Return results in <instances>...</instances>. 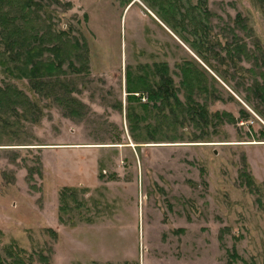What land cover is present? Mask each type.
Returning a JSON list of instances; mask_svg holds the SVG:
<instances>
[{
    "label": "rangeland",
    "instance_id": "rangeland-1",
    "mask_svg": "<svg viewBox=\"0 0 264 264\" xmlns=\"http://www.w3.org/2000/svg\"><path fill=\"white\" fill-rule=\"evenodd\" d=\"M31 1L33 25L50 40L67 33L63 54L75 40L82 59L40 94L0 46V255L264 264V104L250 91L264 73L259 0H170L172 11L166 0ZM234 42L261 53L230 59ZM184 63L201 73L190 98ZM163 66L179 104L148 100ZM189 99L204 118L187 114Z\"/></svg>",
    "mask_w": 264,
    "mask_h": 264
},
{
    "label": "trees",
    "instance_id": "trees-1",
    "mask_svg": "<svg viewBox=\"0 0 264 264\" xmlns=\"http://www.w3.org/2000/svg\"><path fill=\"white\" fill-rule=\"evenodd\" d=\"M167 1V7L173 10L170 0ZM170 1V2H169ZM259 3L264 8V0H259ZM31 0H0V46L3 47L7 62L13 67L9 69L12 74H16L19 79H25L29 82L31 89L37 93H43L45 89L52 86L55 75L61 71L65 62L72 66V60L82 59L78 50L80 49L78 42L73 40L71 47L75 49L67 55L63 54V49L67 48L70 41H66L68 34L59 32L52 40L49 38L48 31H39L33 25L31 10ZM35 5V4H34ZM239 23V15L236 17ZM236 21V22H237ZM166 23V21H165ZM35 24V22H34ZM168 24V23H166ZM243 30L244 28L241 27ZM48 35V36H47ZM234 38H236L234 36ZM234 47L227 48V56L234 59L238 54H244L245 59L255 60L259 52V48L254 45V50H249L247 54L240 49L234 42ZM261 53V50L260 52ZM258 53V54H259ZM4 55V56H5ZM2 57V54L0 55ZM0 60V65H5V60ZM253 61V60H252ZM8 70V69H7ZM163 74L160 78V84L148 85V100L154 105L159 102L161 105L169 104L168 100L172 98L176 104H179L176 89L173 87V81L168 76L166 66H163ZM181 76L180 87L186 91V97H193L194 90L200 93L203 88L200 87L199 77L201 73L197 71L191 63H184L178 66ZM10 74V73H9ZM261 83L255 81L251 88L253 97H256L259 102L264 104V73L260 72L259 76ZM128 94L132 91L128 89ZM8 97L5 90L0 89V111L5 106V98ZM14 100L21 104V98L18 93H14ZM188 113L193 116L204 118L206 111L201 107H196L195 110L190 106L191 99L188 100ZM26 104V103H25ZM194 110V111H193ZM0 264H29L22 256L20 250L9 249L5 252V257L0 255Z\"/></svg>",
    "mask_w": 264,
    "mask_h": 264
}]
</instances>
